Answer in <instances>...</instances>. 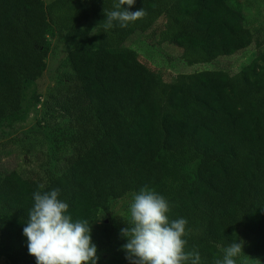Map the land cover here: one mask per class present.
<instances>
[{
	"label": "trees",
	"instance_id": "16d2710c",
	"mask_svg": "<svg viewBox=\"0 0 264 264\" xmlns=\"http://www.w3.org/2000/svg\"><path fill=\"white\" fill-rule=\"evenodd\" d=\"M114 2L0 0V127L29 112L30 89L39 104L33 87L50 36L68 44L70 68L43 102L58 122L47 127L46 174L25 177L0 162V262L36 264L23 235L35 191L59 188L65 215L93 229L113 201L148 186L168 200L170 220L188 221L185 251L198 250L202 264L239 240L236 264H264V53L236 73L214 68L261 46L246 7L254 0H136L130 10L145 17L113 22L126 35H89ZM127 31L149 47L180 49L170 62L201 69L169 82L125 46Z\"/></svg>",
	"mask_w": 264,
	"mask_h": 264
},
{
	"label": "clouds",
	"instance_id": "9594fccd",
	"mask_svg": "<svg viewBox=\"0 0 264 264\" xmlns=\"http://www.w3.org/2000/svg\"><path fill=\"white\" fill-rule=\"evenodd\" d=\"M136 0H115L113 9L105 13V29L118 21L127 27L147 15L144 8L135 12L130 8ZM127 5L128 7H125ZM41 187H43L41 185ZM34 204L27 213L23 235L27 238L28 253L36 264H97V245L92 242V227L87 220L73 222L65 215L69 205L58 199L60 189L35 191ZM131 220L120 230L127 242L122 245L129 264H202L198 250L185 251L187 244L184 218L170 220L168 200L154 189L144 186L131 193ZM244 241H234L224 248L223 258L213 264H236L234 258L244 255Z\"/></svg>",
	"mask_w": 264,
	"mask_h": 264
},
{
	"label": "rangeland",
	"instance_id": "374dc122",
	"mask_svg": "<svg viewBox=\"0 0 264 264\" xmlns=\"http://www.w3.org/2000/svg\"><path fill=\"white\" fill-rule=\"evenodd\" d=\"M45 2L48 4L51 0H45ZM246 7L249 10L250 26L262 27L260 32L261 46L258 48L254 44L244 52L221 58L215 62L214 68L236 73L258 58L259 49L264 53V0H254V3H247ZM92 20L94 19L90 18L85 22V26L91 23ZM104 25L105 23L93 26L88 34H95L102 28L104 31L113 30L112 27L105 29ZM115 30L122 33V35H126L125 30H121L118 26L113 31ZM49 40L51 42V52L47 59V69L43 77L33 87L37 90L36 94L40 95L39 104L33 106V93L30 89L25 100V106L31 105L29 112L0 127L1 166L7 170H17L25 177L46 174L49 160V142L46 138L47 127L52 130L56 129L58 122L47 118L43 102L50 91L56 87L57 79L70 72L67 63L68 44L53 36H50ZM124 43L127 48L138 51L141 60L145 64L153 69H160L169 82L186 79L188 75L194 73L197 69H201L196 68L197 66L190 68L179 62H170L166 56H180V49L168 44H164L161 47L162 50L149 47L139 33L128 32ZM208 68L211 69L212 67L208 66ZM132 200L131 194L127 195L111 203L109 214L99 213L98 220L94 223L91 232L92 242L97 245V254L100 257L97 264H124L128 261L125 258V252L122 250V245L127 240L121 237L120 230L128 227L127 222L131 220L130 205ZM105 225L108 226L107 232L105 231ZM0 264L5 263L0 262Z\"/></svg>",
	"mask_w": 264,
	"mask_h": 264
}]
</instances>
